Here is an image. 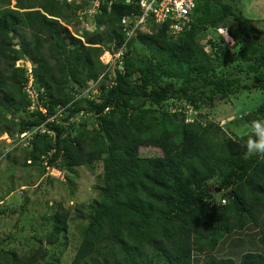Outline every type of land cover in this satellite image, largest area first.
I'll return each mask as SVG.
<instances>
[{
	"label": "trees",
	"instance_id": "1",
	"mask_svg": "<svg viewBox=\"0 0 264 264\" xmlns=\"http://www.w3.org/2000/svg\"><path fill=\"white\" fill-rule=\"evenodd\" d=\"M14 1L11 8V0H0V134L22 146L24 165L44 168L42 179L55 182L53 170L68 180L64 172L75 168L99 170L98 196L88 206L71 264H264V156L244 158L248 131L233 137L201 115L186 119V108L229 104L251 89L263 97L239 120L247 125L264 117V30L236 0H196L188 30L176 38L167 23L152 18L148 32L127 37L121 21L137 19L139 6L135 0L105 3L97 8L95 31L80 35L83 42L67 26L84 7ZM208 28L226 31L245 67L216 72L213 62L229 51L210 40L205 50L200 40ZM136 42L148 57L139 56ZM105 50L123 53L103 65ZM19 60L30 62L29 73L15 66ZM29 77L37 103L26 92ZM90 81L98 97L78 99ZM58 110L62 116L48 121ZM74 117L82 121L76 125ZM142 147L160 154L141 156ZM7 213L1 210L0 217ZM69 217L59 204L36 249L0 248V264H58L46 246L60 243ZM250 227L260 251L218 256L227 238ZM233 243L247 249L243 241Z\"/></svg>",
	"mask_w": 264,
	"mask_h": 264
},
{
	"label": "rangeland",
	"instance_id": "2",
	"mask_svg": "<svg viewBox=\"0 0 264 264\" xmlns=\"http://www.w3.org/2000/svg\"><path fill=\"white\" fill-rule=\"evenodd\" d=\"M73 2L75 6L84 7L82 9L84 11L79 13H92L91 5L88 2L83 0H74ZM236 4L245 17L251 19L256 27L264 30V0H236ZM14 5L15 1L11 0V8ZM79 10L74 11L73 19L67 28L73 35L76 34L80 37L86 29L84 23L90 29L88 33L95 31L98 25L96 24V11L91 14L93 17L87 16L85 18L89 19L86 22L79 19ZM148 31L147 28L144 30V32ZM202 35L203 38L200 40V44L204 46L205 50L209 51L207 41L210 40L218 48L229 51L228 55L220 57L218 62H213L218 74L227 75V73L237 71L239 66L245 67V64L241 63L236 54L234 43L228 38L225 30L208 28L203 31ZM82 41L84 40L82 39ZM134 49L140 57H148L149 55L148 51L137 42ZM99 60L103 65H107V54L104 52ZM18 65L27 69L30 66L32 68V65L26 61H21ZM29 89L32 90V87L30 86ZM98 95L96 85L90 81L88 87L78 96V99H96ZM262 97L263 92L258 89L241 91L239 94L231 96V103L229 104L217 101L213 107L205 105L201 111L186 108V119L193 121L198 115H201L200 120L202 122L213 121L227 135L240 136L246 133L248 129L247 125L239 120V117L252 111L257 104V99H262ZM81 121V117H74L71 120L76 125ZM21 147V145H14L5 133L0 134V203H2V200H5L6 203L0 206V211L5 209L6 213L8 212L0 217V248L4 250L12 249L18 254L35 250L39 245V239L45 237L51 230L52 223L48 219L54 214L58 205L61 204L63 208L70 212L67 233L61 236L60 243L46 247L49 250L48 256H53L55 261L58 260V264H71L80 244V232L87 226L88 206L98 196L99 183L97 175L99 170L92 173L86 167L75 168L73 172H64L65 175L69 176V180L63 178L62 173L53 170L50 172V176L56 179L55 182L49 178L47 180L46 177L42 179L44 168L24 165V150ZM139 152L141 156L146 157L160 154L158 149L149 147H142ZM7 153L9 155L5 157ZM50 176L48 175V177ZM57 178L62 180L60 181ZM209 184L211 185V191L217 193L216 181L212 180ZM21 193L22 196H20ZM25 197L28 198L27 204L24 203ZM12 210L15 212H10ZM256 231L254 227H250L248 231L230 236L224 241L218 256L234 257L235 254L240 255L245 250L260 251L262 248L259 249L256 245ZM236 239L243 241L247 245V249L235 245L233 241ZM59 252H62V254L59 255ZM49 260L50 258L47 257L46 261Z\"/></svg>",
	"mask_w": 264,
	"mask_h": 264
},
{
	"label": "built area",
	"instance_id": "3",
	"mask_svg": "<svg viewBox=\"0 0 264 264\" xmlns=\"http://www.w3.org/2000/svg\"><path fill=\"white\" fill-rule=\"evenodd\" d=\"M72 3L74 0H67V2ZM88 2L91 5V12H97V8H99L102 4L107 3L109 6L116 0H83ZM133 1V0H132ZM196 0H135V4L139 6L140 16L137 19H127L124 18L122 20V24L126 25L127 29H125V35L127 37L135 36L138 31H142L146 28V23L149 18H152L155 24H168V35L170 37H177L180 34H183L187 31L189 24L191 23L190 15L192 10L195 7ZM84 11L80 9L78 11ZM90 12H82L79 13V19L81 21L88 22L89 19H85L87 16H92ZM93 17V16H92ZM84 26L87 30L90 31L88 26L84 23ZM84 29V30H86ZM72 34V33H71ZM73 35V34H72ZM76 35V34H75ZM74 37L82 40L79 36ZM129 39V38H128ZM123 51L121 50L116 55L109 54L107 56V64H112L115 59H119L121 57ZM17 66L18 63H17ZM30 69V68H29ZM112 70V69H111ZM33 79L29 77V81L27 82L26 92L31 98L32 101H38L37 95L33 90H30L29 87H32ZM33 109V106L30 107ZM41 112L45 113V109L40 108ZM62 116V110H58L56 116H51L48 118V121H52L55 117L60 118ZM56 118V119H57ZM35 131V130H33ZM42 131H45L42 130ZM48 133V132H47ZM22 138L25 135L21 136Z\"/></svg>",
	"mask_w": 264,
	"mask_h": 264
},
{
	"label": "clouds",
	"instance_id": "4",
	"mask_svg": "<svg viewBox=\"0 0 264 264\" xmlns=\"http://www.w3.org/2000/svg\"><path fill=\"white\" fill-rule=\"evenodd\" d=\"M145 29H143L142 31H144ZM173 38H176V37H173ZM105 53L107 54V56L110 54L109 51H105ZM21 61H24V60L17 61L15 66L19 67L17 66V63ZM26 62L30 63L28 60ZM30 71H31V66H30V69H28V73ZM247 129H248V139L246 140L244 144V158L248 159L253 156H264V117H258L257 119L251 120L247 124Z\"/></svg>",
	"mask_w": 264,
	"mask_h": 264
},
{
	"label": "bare ground",
	"instance_id": "5",
	"mask_svg": "<svg viewBox=\"0 0 264 264\" xmlns=\"http://www.w3.org/2000/svg\"><path fill=\"white\" fill-rule=\"evenodd\" d=\"M105 59V58H104Z\"/></svg>",
	"mask_w": 264,
	"mask_h": 264
}]
</instances>
